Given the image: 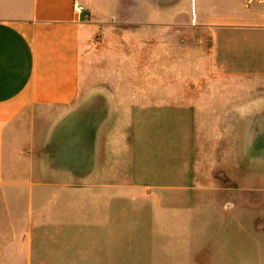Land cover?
<instances>
[{"label": "rangeland", "instance_id": "obj_1", "mask_svg": "<svg viewBox=\"0 0 264 264\" xmlns=\"http://www.w3.org/2000/svg\"><path fill=\"white\" fill-rule=\"evenodd\" d=\"M195 7L165 72L94 53L70 127L0 187V264H264V0Z\"/></svg>", "mask_w": 264, "mask_h": 264}, {"label": "crops", "instance_id": "obj_2", "mask_svg": "<svg viewBox=\"0 0 264 264\" xmlns=\"http://www.w3.org/2000/svg\"><path fill=\"white\" fill-rule=\"evenodd\" d=\"M184 8L194 17L182 16ZM197 11L194 0H0V187L21 184L15 175L28 155L53 143L61 127H70L95 52L110 62L122 57L126 73L130 57L154 54L165 72L168 30L202 24ZM223 22L230 25L231 20L224 17ZM258 47L257 95L264 90V51ZM175 65L180 72L182 60ZM232 66L240 72V61ZM263 110L264 103L255 102L257 119Z\"/></svg>", "mask_w": 264, "mask_h": 264}, {"label": "built area", "instance_id": "obj_3", "mask_svg": "<svg viewBox=\"0 0 264 264\" xmlns=\"http://www.w3.org/2000/svg\"><path fill=\"white\" fill-rule=\"evenodd\" d=\"M83 10V8H76V11L79 13Z\"/></svg>", "mask_w": 264, "mask_h": 264}]
</instances>
